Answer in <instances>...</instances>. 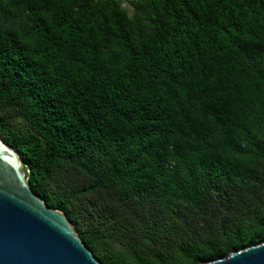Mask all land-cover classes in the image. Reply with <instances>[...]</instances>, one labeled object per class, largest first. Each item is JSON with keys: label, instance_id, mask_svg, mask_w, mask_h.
I'll return each instance as SVG.
<instances>
[{"label": "trees", "instance_id": "16d2710c", "mask_svg": "<svg viewBox=\"0 0 264 264\" xmlns=\"http://www.w3.org/2000/svg\"><path fill=\"white\" fill-rule=\"evenodd\" d=\"M0 137L101 264L263 242L264 0H0Z\"/></svg>", "mask_w": 264, "mask_h": 264}, {"label": "water", "instance_id": "95a60500", "mask_svg": "<svg viewBox=\"0 0 264 264\" xmlns=\"http://www.w3.org/2000/svg\"><path fill=\"white\" fill-rule=\"evenodd\" d=\"M0 264H101L66 215L33 193L23 161L1 137ZM204 264H264V241Z\"/></svg>", "mask_w": 264, "mask_h": 264}, {"label": "rangeland", "instance_id": "374dc122", "mask_svg": "<svg viewBox=\"0 0 264 264\" xmlns=\"http://www.w3.org/2000/svg\"><path fill=\"white\" fill-rule=\"evenodd\" d=\"M126 5V4H125ZM127 6V5H126ZM128 7V6H127ZM129 8V7H128Z\"/></svg>", "mask_w": 264, "mask_h": 264}]
</instances>
